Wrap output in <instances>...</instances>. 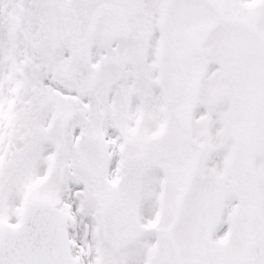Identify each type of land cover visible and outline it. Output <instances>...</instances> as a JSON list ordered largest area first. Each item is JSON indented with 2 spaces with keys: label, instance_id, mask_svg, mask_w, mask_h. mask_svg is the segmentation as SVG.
<instances>
[{
  "label": "snow or ice",
  "instance_id": "obj_1",
  "mask_svg": "<svg viewBox=\"0 0 264 264\" xmlns=\"http://www.w3.org/2000/svg\"><path fill=\"white\" fill-rule=\"evenodd\" d=\"M0 264H264V0H0Z\"/></svg>",
  "mask_w": 264,
  "mask_h": 264
}]
</instances>
